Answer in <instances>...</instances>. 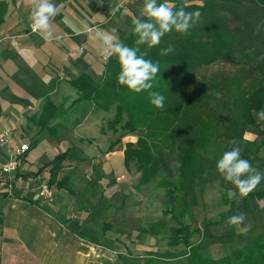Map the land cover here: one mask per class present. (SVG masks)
I'll use <instances>...</instances> for the list:
<instances>
[{"label":"crops","instance_id":"crops-1","mask_svg":"<svg viewBox=\"0 0 264 264\" xmlns=\"http://www.w3.org/2000/svg\"><path fill=\"white\" fill-rule=\"evenodd\" d=\"M122 1L52 0L58 14L51 21L53 39L46 42L30 32V0H0V136L7 134L10 149L0 145V165L7 163L22 144H31L15 175L14 197L0 195V264H119L125 249L123 237L141 233L144 216L117 210L119 192L113 188L109 199L100 194L97 201L93 198L77 201L75 194L52 185L55 197L45 201L39 186L50 181L49 165L72 146L57 148L55 157L38 166L28 161V153L39 140L47 137L64 140L84 124L89 114L100 112L92 104L90 111L74 121L69 107L68 114H64V128L52 130L51 136L34 123L48 114L49 105L57 106L60 111L63 104L78 97L75 81L81 77L99 81L103 77L105 64L99 56L102 43L97 39L98 32L118 27L119 39L127 46L131 24L137 18L146 17L141 16L143 0H130L126 8L118 9ZM113 9H116L115 15ZM69 22L80 29V34L68 26ZM62 118L56 116L49 125L61 127ZM245 138L254 143L262 137ZM27 139L30 142H25ZM119 144L120 151L113 156L123 157L126 145L121 141ZM80 164L70 161L64 164L61 176L71 175L72 190L80 181L74 174ZM108 169L113 170V165L105 161L102 168L95 170L97 180ZM101 184L98 182L95 186L102 188ZM262 199L248 200L250 213L244 216L243 225L234 226L231 239L211 241L212 257L232 255L236 247L250 246L254 237L264 235ZM245 226L248 231L241 232L240 228ZM216 227L212 228V236H220Z\"/></svg>","mask_w":264,"mask_h":264},{"label":"trees","instance_id":"trees-1","mask_svg":"<svg viewBox=\"0 0 264 264\" xmlns=\"http://www.w3.org/2000/svg\"><path fill=\"white\" fill-rule=\"evenodd\" d=\"M189 1L203 2L202 5L184 8L186 12L199 11V20L187 34L175 30L165 34L160 44L149 50V55L145 57L159 63L160 74H157L153 84L165 96L163 108L152 105L149 95L135 101V93L118 84L120 65L116 56L105 64L106 78L103 84L98 85L89 77H81L73 83L80 95L76 103L90 102L97 111L107 113L115 105L116 114L110 123L113 128L117 126L115 131L126 116L123 130L136 132L139 137H143V129L149 131L153 127H161L167 137L175 140L176 146L174 145L172 152L179 163L177 176L172 182L162 181L161 185L168 188L167 196L171 204L166 212L171 213L172 218L180 224L174 230V238L170 244H183L188 252L183 257L164 261L165 263L149 261V264H264V235L254 237L252 245L236 247L232 255L216 259L205 253L203 248L209 241L223 242L231 239L234 231L227 235L203 236L198 243L193 244L191 240L194 235L201 236L203 232L193 231L190 225L183 222L186 214L198 205V186L204 188L207 183L219 179L225 194L229 189L236 191L215 168L217 162L207 156L212 144L211 137L224 135L227 137L224 150L239 147L242 158L251 163V153L248 154L244 148L245 135L248 129L262 126L256 115L264 112V7L261 6L264 5V0ZM179 2L181 1L175 4L177 9L182 7ZM257 26H260L259 31H256ZM131 27L134 25L131 24ZM137 38L131 32L126 40L127 46L136 47ZM169 44L174 46V50L161 56V49ZM146 47L139 46L141 52ZM217 61L236 65L239 69L228 77L216 78V81L213 78L212 86L204 83L194 87L196 72ZM52 106L49 105L47 115L34 122L37 128L46 130L50 136L51 131L57 128L49 124L58 116L59 111ZM239 109L243 113H237ZM146 134L148 136V132ZM259 135L262 137L260 147L264 148V129ZM232 137L233 140L230 139ZM255 144L251 143L250 148ZM145 145L144 141L137 148L128 144L124 152L126 164L128 157L137 158L141 170L139 187L151 183L161 167L168 166L172 154L156 156L147 152L144 155L141 151L145 149ZM245 151L248 153L244 156ZM72 159L71 149H68L50 163V186L56 185L72 193L71 175L68 173L61 176L64 164L74 162ZM250 198H264V190L252 191L240 199L227 197L223 202L230 209L220 214L219 219L205 220L204 230L226 225L228 218L237 213L244 216L249 214ZM128 262L125 260L124 264Z\"/></svg>","mask_w":264,"mask_h":264},{"label":"rangeland","instance_id":"rangeland-1","mask_svg":"<svg viewBox=\"0 0 264 264\" xmlns=\"http://www.w3.org/2000/svg\"><path fill=\"white\" fill-rule=\"evenodd\" d=\"M169 1L170 0H168V3L170 5L176 7L175 4L177 1H175V3L174 1H171V3ZM180 1L179 4H182V7L185 9L191 5L203 4L202 1ZM163 2H165V0H158V3ZM238 69L239 67L236 65L224 61H217L211 66L203 67L196 72V80L194 81L193 86L197 87L204 83L212 86L214 85L213 78L215 79L214 81H216V78L228 77L237 72ZM105 78L106 75H104L99 81L95 82L98 85H101L104 83ZM156 88L157 87L154 86L152 90L135 93L134 100L138 102L139 99H143L146 95H149V91H157ZM79 97L80 95L70 103L63 104V109L57 112V115L63 117L62 120H60V123L58 122L61 127L54 125L57 128H55L57 131H61L62 128H64L63 123L66 121L64 114H68L69 107L71 108L70 115L73 116L74 121L78 120L82 113H87V111L92 109V103L90 102L85 103L86 106L83 105L84 103L77 104L76 101ZM56 108L58 107L56 106ZM240 109L237 113H243ZM115 114L116 106L113 105L111 111L108 113L100 111L99 113L89 114L88 118L84 121V124L69 133L64 140L56 139L54 137H47L39 140L38 145H34L35 147H33L28 153V161L30 164L38 166L40 165V162H45L50 158L55 157L58 154L56 151L57 148L60 149L62 147V149H67L72 146V160L75 162V165L81 163L75 173L72 171V173L75 174V177L80 180L78 181L77 188L75 187L71 193L76 195L75 197L77 201H82L84 198H93V200L97 201L100 200V194H103V198L109 199L113 195L111 192V189L113 188V191L118 190L119 192L118 199H116L117 210L121 211L123 214L131 216H144V219L140 223L142 225L140 226L141 233L135 234L133 237L128 235L123 237L125 249L124 254L120 255L122 260L119 264H124L125 260L129 261L128 264H149V261L165 263L164 261L183 257L186 252H188V249L183 244L179 246H173L170 244L174 238V230L179 228L180 224L172 218L171 213L166 212L167 209L171 208V204L170 199L167 196L168 188L161 185L162 181L168 180L169 182H172L177 176L179 163L174 158L175 154L172 152L174 145L176 146L175 140L173 137H167L166 133L163 131L164 129L161 127H153L152 129H149V131L143 129L145 132L143 137H139L136 132L132 133L128 132V130H123V125L127 121L126 116H124L125 119L123 123L119 124L120 126H118L117 131H115L114 128L117 126H114L113 128L110 124L114 119ZM256 118L262 126L248 129L245 137H261L259 134L264 129V112L256 115ZM68 127H66V129ZM221 131L223 132V130ZM147 132L148 136L146 134ZM22 138L26 139L28 137ZM226 138L227 137L224 135L223 137H211L212 144L207 155L210 159L218 162L222 154L226 152V150H224L226 148ZM230 139L233 140V137ZM116 140L118 141L115 142ZM261 140L262 138L258 141L255 140V146L250 148L252 141L245 138L244 148L249 152H247L248 154L251 153V164L253 167L264 173V148L260 147ZM120 141L126 146L128 144L132 145L133 148H137L138 145L144 141L146 143V145L143 146L145 149L141 151L144 155H146L147 152L154 153L156 156L172 153L170 155L168 166L161 167L157 177L151 183L139 187L141 170L139 169L137 158L128 157V163L126 164L125 153L123 154V157L118 155L113 156L114 153L120 151ZM25 142H30V139H27V141L25 140ZM24 144H28L29 147L31 145L30 143ZM100 147L101 149H99ZM246 151L244 156L247 155ZM242 157L243 156H241V158ZM93 161L96 162L92 164ZM105 161H108L109 164L113 165V170H106V173L100 177L101 179L99 178V180H97L95 170L102 168ZM22 164L23 161L21 162L20 167ZM91 171H93V176L87 178V174ZM98 182L102 183V188H100V186L99 188L95 186ZM44 183L46 182H42V184ZM41 185L39 186L40 191ZM91 185H94L93 188H89ZM49 187H51L50 189L53 191L54 198V190L52 186L49 185ZM263 190L264 180H262L253 191ZM14 193L15 191L13 192L12 197L4 196L7 198H13ZM196 195L198 197V205L192 208L190 213L186 214V218L183 221L185 224L190 225L193 231L201 230L203 232L201 236L198 234L194 235L191 240L193 244L198 243L203 236H212V228L206 231L204 230L205 220L219 219L220 214L230 209V206L225 205L223 202L224 199L228 197V192L225 194L222 182L219 179L207 183L204 188L198 186L196 188ZM240 198L241 197L238 194L236 199ZM262 201L264 203L263 199ZM103 202L106 203L105 200H103ZM110 213H113V211H110ZM215 231L220 235H227L232 233L233 229L232 226L226 224L216 227ZM213 242L209 241L207 245H205L203 248L205 253L212 255V249H209V247Z\"/></svg>","mask_w":264,"mask_h":264},{"label":"clouds","instance_id":"clouds-1","mask_svg":"<svg viewBox=\"0 0 264 264\" xmlns=\"http://www.w3.org/2000/svg\"><path fill=\"white\" fill-rule=\"evenodd\" d=\"M264 7V5H261ZM116 9H113L115 15ZM58 14L57 5L52 0H30V20L32 31L38 34L46 42L53 39L51 21ZM201 13L186 12L183 7L178 9L170 5L168 0L158 3V0H143L141 16L146 19L137 18L133 21V34L138 38L135 40L136 47L126 46L118 36V27H112L109 32H98L97 39L101 41L100 54L105 58L115 55L120 65V72L117 77L119 85L125 86L129 91L141 93L145 90H152L153 81L157 74H160L159 63L146 59L149 50L160 44L165 34L175 30L178 33L187 34L193 24L199 20ZM74 32L80 34V29L72 23H68ZM260 30L257 26L256 31ZM59 39V38H57ZM146 45L141 52L139 46ZM174 50L169 44L161 49L160 55L166 56ZM219 95V93H217ZM150 103L157 108L164 107L165 96L157 91H149ZM234 143V142H233ZM216 168L226 182L231 183L236 191L229 189V199H234L239 194L246 197L252 192L262 180L264 173L247 160L241 158L240 148L234 147L222 154ZM245 217L243 214L234 215L228 218L226 223L229 226L243 225ZM241 232H247L248 228H240Z\"/></svg>","mask_w":264,"mask_h":264},{"label":"built area","instance_id":"built-area-1","mask_svg":"<svg viewBox=\"0 0 264 264\" xmlns=\"http://www.w3.org/2000/svg\"><path fill=\"white\" fill-rule=\"evenodd\" d=\"M130 0H123L119 5L118 9L126 8ZM30 32L32 31V27L30 28ZM115 55L105 58L100 54V60L103 63H107L111 58ZM7 134L0 136V145H6L7 150L9 149V145L7 143ZM8 145V146H7ZM30 149L28 144H22L16 151L15 154L10 156L8 162L2 166H0V194L6 195L7 197H12L15 189V175L23 161V156ZM93 176V171L87 174V178H91ZM48 183H44L41 185L42 196L45 201L50 202L53 200V191L50 189Z\"/></svg>","mask_w":264,"mask_h":264}]
</instances>
